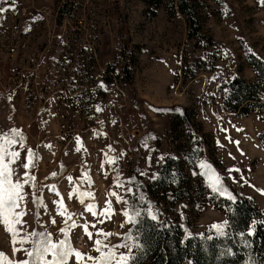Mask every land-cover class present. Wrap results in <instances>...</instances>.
<instances>
[{"label":"rangeland","instance_id":"374dc122","mask_svg":"<svg viewBox=\"0 0 264 264\" xmlns=\"http://www.w3.org/2000/svg\"><path fill=\"white\" fill-rule=\"evenodd\" d=\"M180 1L0 0V144L22 159L34 153L27 171L35 179L24 184L18 209L26 213L24 229L51 232L56 241L66 228L73 246L94 256L97 239L126 245L107 257L124 264L135 248L134 183L154 181L166 164L160 216L148 212L180 223L184 236L201 239L227 220L213 205L231 196H213L217 178L218 188L224 179L251 197L264 224V121L255 112L224 111L218 91L234 76L254 78L248 55L264 59V0H185L195 9L200 40L189 36ZM122 34L130 40L124 51ZM65 71L66 93L54 96L53 80ZM182 107L195 112L204 143L185 120L172 128ZM7 139L17 143L9 147ZM11 167L27 179L19 161ZM73 221L78 227L68 228ZM13 247L20 245L0 225L2 264L27 258Z\"/></svg>","mask_w":264,"mask_h":264},{"label":"trees","instance_id":"16d2710c","mask_svg":"<svg viewBox=\"0 0 264 264\" xmlns=\"http://www.w3.org/2000/svg\"><path fill=\"white\" fill-rule=\"evenodd\" d=\"M179 9L186 17L189 36L200 40V24L193 5L182 0ZM120 41L124 51L130 41L129 37H123L122 34ZM248 62L254 78L237 75L228 82L222 81L218 87L222 97L221 107L226 112L245 117L255 112L264 121V59L250 54ZM129 64L130 61H126L124 70ZM128 81L131 82L130 79ZM194 119L195 112L189 113L182 107L172 128L177 130L181 124L178 120H185L191 132H199L202 144L205 135L202 134L201 125L194 123ZM259 137L264 144V129ZM214 163L217 165L216 161ZM166 166L161 167L154 181L146 183L139 180L134 183L136 191L132 199L134 217L131 224V233L135 238L131 257L134 259L124 264H184L188 260L191 264H264V224L260 221L261 213L251 197L238 193L224 179L219 188L225 189L232 199L220 198V192L213 193L214 197L219 196L213 205L226 213L228 225L222 230L224 235H219L216 229H210L201 239L184 236L183 225L180 223L153 219L148 209L159 215V197L167 194V187L163 185L169 181L166 176L170 177V170ZM145 205L147 209L138 212V206ZM253 223L256 227L254 233L249 235Z\"/></svg>","mask_w":264,"mask_h":264},{"label":"snow or ice","instance_id":"6c2138e0","mask_svg":"<svg viewBox=\"0 0 264 264\" xmlns=\"http://www.w3.org/2000/svg\"><path fill=\"white\" fill-rule=\"evenodd\" d=\"M14 3L15 0H12ZM4 9L0 8V12H3ZM103 87V85H101ZM14 134L19 136L20 133L17 130H13ZM9 147L16 144L17 141L12 139H7L5 141ZM20 146H23L22 144ZM79 150V149H77ZM34 156V153L31 149L28 150L26 158H21V154L17 151H8L3 144H0V225H2L6 232L10 234L11 242L19 244L20 247H13V254L23 253L26 259H19L15 262L7 259V264H70V261L75 260V264H110V260L107 257H114L116 254L112 249L114 247H126L123 246H112L110 243L105 241L95 240L94 248L92 251L98 253V255H92L91 252L82 253L77 250L72 242L68 239V233L66 228H60L59 232L63 234L64 239H58L56 241L52 238L51 232H37V231H27L24 229L23 225L26 221H23L21 218L26 215V213L20 209L21 203L24 200V184H27L29 180H34L35 177L29 176L28 169L31 166V158ZM25 169L24 177L27 179L21 178L20 174L16 172L14 168L11 167L13 164H17ZM207 167V166H206ZM55 175V173H53ZM71 179V177H69ZM219 178L215 184L210 185L213 192L217 191H226L223 188H218ZM232 199L231 196H229ZM87 211H92V206L89 205L86 209ZM60 215H65L64 211L59 213ZM93 215H96L94 212ZM126 215V214H125ZM71 219V216L68 217ZM155 219V216H153ZM102 222V221H101ZM53 224H56L55 219L52 220ZM67 223V222H66ZM228 225V221H224L223 224L212 225V228L216 229L219 235H224L222 229ZM19 226V227H17ZM95 227V225H92ZM68 228H76L78 225L75 221L71 225L67 226ZM86 235L89 239H92V233L88 232V225H83ZM255 223L252 225V229L249 231V235H252L255 230ZM23 232V236L17 240L16 237L19 233ZM101 234V233H98ZM105 238L112 236V233H102ZM211 239V237H209ZM25 244H30V247H23ZM104 249H107L106 253ZM5 255L2 250H0V264L5 260ZM128 259H134L128 257ZM120 260H125L124 254H120Z\"/></svg>","mask_w":264,"mask_h":264},{"label":"built area","instance_id":"2783aa9c","mask_svg":"<svg viewBox=\"0 0 264 264\" xmlns=\"http://www.w3.org/2000/svg\"><path fill=\"white\" fill-rule=\"evenodd\" d=\"M103 23L105 24L106 27L110 26V18L107 13L104 17ZM86 41L87 39L85 38L80 40L81 43H85ZM38 59L40 60V55H38ZM54 61H57V60L55 59ZM53 71H56V70H53ZM68 71H65L64 73L63 72L58 73L55 79L53 80L52 87H53L54 96H57L60 93L62 94L66 93V85L68 84V74H69ZM31 103L34 104V101H31ZM68 105H71V103L68 102ZM28 107L29 105H25L26 110L28 109Z\"/></svg>","mask_w":264,"mask_h":264}]
</instances>
